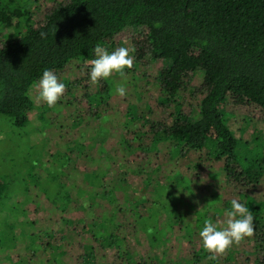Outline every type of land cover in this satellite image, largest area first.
I'll return each instance as SVG.
<instances>
[{
  "label": "rangeland",
  "instance_id": "374dc122",
  "mask_svg": "<svg viewBox=\"0 0 264 264\" xmlns=\"http://www.w3.org/2000/svg\"><path fill=\"white\" fill-rule=\"evenodd\" d=\"M69 1L12 0V6L20 9L32 3L33 19L39 25L59 4ZM101 47L109 53L118 47L135 49L130 52L133 67L124 70L126 80L113 73L92 84L90 60L77 59L55 73L66 89L55 107L35 100V84L29 92L33 102L29 125L13 132L9 120L0 119L6 126L0 128V162L4 164L0 181L7 186L6 199L0 203V264H121L122 258L125 264H262L253 237L233 245L217 260H209L210 254L203 248L199 232L204 221H222L232 199L243 204L246 200L239 190L226 186L224 163L215 160L218 153L213 146L174 161L166 147L158 154L150 140L138 144L134 139L150 131L160 132L155 121L164 119L172 124L181 108L195 118L203 73L192 74L188 87L178 97L168 96L157 80L169 63L152 58L144 28L128 29ZM121 83L127 90L124 97L116 93ZM221 115L230 118L236 138L253 151L261 150L264 157V119L259 107H235L228 100ZM82 143L89 159L78 156ZM26 156L38 165L33 170L36 175L42 163V176L50 169L54 181L44 176L39 183L31 182L26 168L23 170ZM67 157L73 160L66 177L73 192L86 171L91 172L87 184L95 187L103 177L100 166L109 165L118 171L114 175L105 170L110 174L106 179L124 180L134 190L131 199L122 201L128 211L125 218L114 217L99 230L96 223H91L92 213L81 209L82 200L76 210L57 209L65 207L56 188L64 180L60 172L64 167L66 171ZM165 176L184 179L194 194L184 195L173 180V185H164ZM77 192L79 196L84 194L82 190ZM251 193L264 195V173ZM113 197L114 192L105 207ZM96 230L101 233L100 240L93 237L91 231ZM114 244L125 247L118 250Z\"/></svg>",
  "mask_w": 264,
  "mask_h": 264
},
{
  "label": "trees",
  "instance_id": "16d2710c",
  "mask_svg": "<svg viewBox=\"0 0 264 264\" xmlns=\"http://www.w3.org/2000/svg\"><path fill=\"white\" fill-rule=\"evenodd\" d=\"M131 28H144L152 58L169 63L157 80L165 95L178 97L188 87L192 74L203 73L198 115L193 118L191 112L187 114L181 108L172 124L157 120L160 132L136 135L135 141L142 144L150 140L158 154L166 147L174 161L213 146L218 153L215 160L224 163L226 186L240 191L254 217L252 237L264 264V195L251 193L264 173V157L261 150L253 151L236 138L230 118L221 115L222 106L231 100L235 107L256 105L264 119V0H70L54 8L39 25L33 19L32 3L15 9L12 0H0V119L7 118L13 132L24 129L33 107L29 92L45 69L58 73L74 60L95 59L96 46ZM3 126L1 122L0 128ZM84 146L82 143L78 156L89 159ZM31 161L26 156L23 165L31 182L39 183L44 176L54 181L50 169L42 176V163L36 175L33 170L38 165ZM72 161L67 157L66 171L65 167L59 171L64 180L56 194L62 196L65 207L57 209L76 210L82 200L81 209L92 213L91 223H96L99 230L114 217L125 218L128 211L122 201L131 199L134 190L124 180L106 179L118 171L109 165L100 166L103 177L96 187L87 184L91 172L82 173L83 181L76 186L75 194L66 179ZM3 167L1 163L0 173ZM176 179L165 176L163 184L169 182L166 185L171 186L173 180L181 193L194 194L187 181ZM79 190L84 196L77 195ZM6 191L7 186L0 181V203L6 199ZM113 192L114 200L105 207ZM91 232L100 240L98 230ZM115 246L118 250L125 247ZM121 261L126 262L125 258Z\"/></svg>",
  "mask_w": 264,
  "mask_h": 264
},
{
  "label": "clouds",
  "instance_id": "9594fccd",
  "mask_svg": "<svg viewBox=\"0 0 264 264\" xmlns=\"http://www.w3.org/2000/svg\"><path fill=\"white\" fill-rule=\"evenodd\" d=\"M46 33H41L42 38ZM135 49L118 47L111 53L101 46H96L94 53L96 58L88 61L90 65V81L96 84L101 79H108L113 73H119L126 80L125 69H131L134 64V56L130 52ZM38 94L35 96L37 102H43L48 107H55L65 92L64 83L60 82L58 76L49 69H45L41 78L35 85ZM116 93L124 97L127 90L124 84L116 87ZM85 206L87 204L85 203ZM224 219L213 223L211 219L204 221V226L199 232L203 248L210 255L209 260H217L233 246L239 245L245 238L254 235V217L245 204L238 199L231 200L230 209L224 213ZM223 225V227H221Z\"/></svg>",
  "mask_w": 264,
  "mask_h": 264
}]
</instances>
